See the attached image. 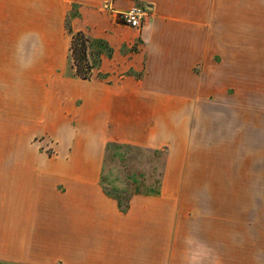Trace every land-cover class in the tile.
I'll list each match as a JSON object with an SVG mask.
<instances>
[{"label":"crops","instance_id":"0c3cea01","mask_svg":"<svg viewBox=\"0 0 264 264\" xmlns=\"http://www.w3.org/2000/svg\"><path fill=\"white\" fill-rule=\"evenodd\" d=\"M133 5L142 25L116 22ZM69 29L97 51L86 78ZM254 112L264 0H0V264H202L172 248L207 196L187 183L219 180L223 151L242 147L262 173ZM107 143L164 151L156 189L110 195Z\"/></svg>","mask_w":264,"mask_h":264},{"label":"rangeland","instance_id":"374dc122","mask_svg":"<svg viewBox=\"0 0 264 264\" xmlns=\"http://www.w3.org/2000/svg\"><path fill=\"white\" fill-rule=\"evenodd\" d=\"M91 59L95 62L96 55ZM261 115L254 112L252 120L264 121ZM41 138L45 140L44 152L53 156V138ZM244 151L242 147L243 155L234 160L228 158V150L223 151L220 175H215L219 180L187 183L189 190L205 191L200 193L207 196L197 200L196 212L181 217L174 253L201 256L202 264H264V168L261 173L257 164L247 167ZM253 153L260 154V150ZM163 161L164 151L107 143L101 169L104 187L121 203L134 192L152 191L158 186ZM230 163H236L235 167ZM250 168L252 175L247 174Z\"/></svg>","mask_w":264,"mask_h":264},{"label":"trees","instance_id":"16d2710c","mask_svg":"<svg viewBox=\"0 0 264 264\" xmlns=\"http://www.w3.org/2000/svg\"><path fill=\"white\" fill-rule=\"evenodd\" d=\"M68 32L70 33L69 55L75 67L76 75L80 78H86L97 60V51L93 50L91 54L88 53L91 41L83 32L77 31L71 33L70 29ZM92 54L96 55L95 62L91 59Z\"/></svg>","mask_w":264,"mask_h":264},{"label":"built area","instance_id":"2783aa9c","mask_svg":"<svg viewBox=\"0 0 264 264\" xmlns=\"http://www.w3.org/2000/svg\"><path fill=\"white\" fill-rule=\"evenodd\" d=\"M146 15V10L143 7L133 5L127 10L115 11V20L120 24L127 25L132 28H139Z\"/></svg>","mask_w":264,"mask_h":264}]
</instances>
